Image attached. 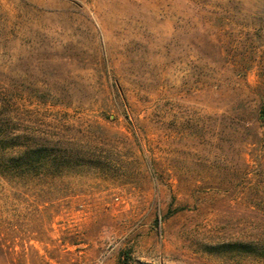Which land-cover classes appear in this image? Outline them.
<instances>
[{"label": "rangeland", "instance_id": "obj_1", "mask_svg": "<svg viewBox=\"0 0 264 264\" xmlns=\"http://www.w3.org/2000/svg\"><path fill=\"white\" fill-rule=\"evenodd\" d=\"M264 0H0V127L70 150L0 175V264H264Z\"/></svg>", "mask_w": 264, "mask_h": 264}, {"label": "trees", "instance_id": "obj_2", "mask_svg": "<svg viewBox=\"0 0 264 264\" xmlns=\"http://www.w3.org/2000/svg\"><path fill=\"white\" fill-rule=\"evenodd\" d=\"M258 113L259 119L264 122L263 102ZM21 138L11 129L0 127V175L7 179L24 180L29 174L37 177L61 174L71 170L78 162L68 149L59 150L55 145L18 141ZM227 246L235 248L241 255L264 259V242H236Z\"/></svg>", "mask_w": 264, "mask_h": 264}]
</instances>
